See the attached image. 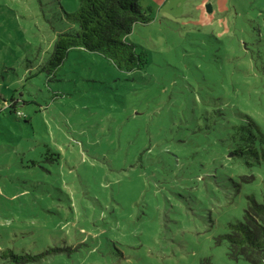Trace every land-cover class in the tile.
Returning <instances> with one entry per match:
<instances>
[{"label": "rangeland", "instance_id": "374dc122", "mask_svg": "<svg viewBox=\"0 0 264 264\" xmlns=\"http://www.w3.org/2000/svg\"><path fill=\"white\" fill-rule=\"evenodd\" d=\"M140 2L141 68L73 48L51 71L79 0H0V92L25 100L0 111V264H251L222 236L262 183L227 150L264 131V0Z\"/></svg>", "mask_w": 264, "mask_h": 264}, {"label": "trees", "instance_id": "16d2710c", "mask_svg": "<svg viewBox=\"0 0 264 264\" xmlns=\"http://www.w3.org/2000/svg\"><path fill=\"white\" fill-rule=\"evenodd\" d=\"M148 10H151L150 7ZM148 10L140 0H79L77 10L68 13L75 25L57 34L43 69L52 71L59 67L73 48L99 52L123 70L141 68L145 60L144 52L129 40V34L136 24L151 20ZM24 102L15 96L6 98L0 92V111L9 110L23 115L20 106ZM232 129L233 142L228 147V156L251 169L261 168L263 177L261 186L247 194L243 216L230 222L229 231L222 237L228 241L231 258L264 264V131L251 117L248 122L232 123ZM239 177L243 182H254L257 175L251 172ZM4 254L23 263L41 256L16 254L11 249Z\"/></svg>", "mask_w": 264, "mask_h": 264}]
</instances>
